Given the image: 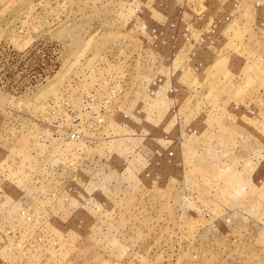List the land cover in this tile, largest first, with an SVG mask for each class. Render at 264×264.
I'll list each match as a JSON object with an SVG mask.
<instances>
[{
    "label": "rangeland",
    "instance_id": "obj_1",
    "mask_svg": "<svg viewBox=\"0 0 264 264\" xmlns=\"http://www.w3.org/2000/svg\"><path fill=\"white\" fill-rule=\"evenodd\" d=\"M0 264H264V0H0Z\"/></svg>",
    "mask_w": 264,
    "mask_h": 264
}]
</instances>
